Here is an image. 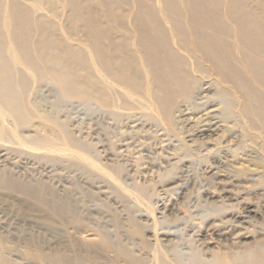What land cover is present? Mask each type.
Wrapping results in <instances>:
<instances>
[{
  "label": "rangeland",
  "instance_id": "1",
  "mask_svg": "<svg viewBox=\"0 0 264 264\" xmlns=\"http://www.w3.org/2000/svg\"><path fill=\"white\" fill-rule=\"evenodd\" d=\"M10 1L26 5L35 17L45 15L60 25L65 20V13L57 19L33 0ZM26 76L31 82L27 98L33 121L16 130L13 122H3L0 113V264H75L77 258L84 260L82 264H217L218 257L224 264H264L260 259L264 252V182L257 178L263 176L258 160L264 161V156L250 142L239 139L242 130L228 124L225 135L186 143L157 114L142 111L138 113L158 119L153 117L154 127L145 125L150 132L135 128L136 136L133 132L128 136L132 141L116 144L119 127L108 118L100 119L97 105L65 100L51 82H34L31 72ZM47 114H54L73 136L72 147L45 126L50 125L44 120ZM160 137L163 141L150 147ZM44 141L52 142L54 148H44ZM215 155L225 162L220 170L230 176L239 174L238 179L212 177L208 171L214 168L211 158ZM241 201L254 208L253 215L242 212L245 205ZM234 214L237 219L231 218ZM46 215L51 225L39 220ZM135 227L142 234L134 237ZM157 231L170 234L171 250L159 246L156 237L162 235ZM107 241L114 247L136 250L138 256L133 263L125 262L106 248Z\"/></svg>",
  "mask_w": 264,
  "mask_h": 264
},
{
  "label": "bare ground",
  "instance_id": "2",
  "mask_svg": "<svg viewBox=\"0 0 264 264\" xmlns=\"http://www.w3.org/2000/svg\"><path fill=\"white\" fill-rule=\"evenodd\" d=\"M33 1L57 19H62L65 13V20L60 25L45 15L35 17L26 5L0 0V113L4 123L13 122L19 130L33 121V109L27 98L31 82L26 76L31 72L34 82H51L63 99L97 105L101 109L100 119L108 118L119 127L116 144L127 141L129 133L136 136L135 128L153 125L154 116L150 120L149 114H139L149 111L178 130L186 143L224 134L228 132V124H233L244 133L239 139L250 142L264 156V0ZM44 120L50 124L45 126L59 134L64 144L73 146V136L54 114H47ZM224 122L226 125H222ZM160 140L161 137L151 143L147 139L150 147L155 148ZM42 145L46 149L53 147L50 141ZM258 161L263 176L255 180L263 184L264 161ZM211 162L214 168L208 172L212 177L238 179L239 174L230 176L220 170L225 162L218 155L212 156ZM244 205L242 212L254 213L250 204ZM232 217L237 219L235 214ZM39 220L52 224L47 215ZM132 231L133 236L142 234L137 227ZM160 235L162 238L156 237L157 243L168 251L173 245L168 239L170 234ZM105 246L125 262L133 263L138 256L136 250H125L123 245L114 247L107 241ZM48 258L51 262V257ZM229 258L226 260L230 261ZM260 259L264 260V252ZM37 260L42 262L39 257ZM74 261L82 264L84 260ZM216 262L224 264L221 257Z\"/></svg>",
  "mask_w": 264,
  "mask_h": 264
}]
</instances>
